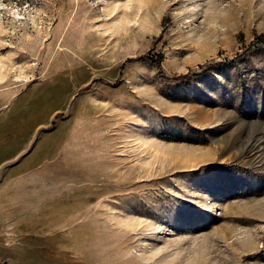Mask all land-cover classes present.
<instances>
[{"label": "rangeland", "instance_id": "1", "mask_svg": "<svg viewBox=\"0 0 264 264\" xmlns=\"http://www.w3.org/2000/svg\"><path fill=\"white\" fill-rule=\"evenodd\" d=\"M0 264H264V0H0Z\"/></svg>", "mask_w": 264, "mask_h": 264}, {"label": "trees", "instance_id": "2", "mask_svg": "<svg viewBox=\"0 0 264 264\" xmlns=\"http://www.w3.org/2000/svg\"><path fill=\"white\" fill-rule=\"evenodd\" d=\"M156 63H158V61H156ZM202 70H207V67L203 68ZM183 78H188V75H184Z\"/></svg>", "mask_w": 264, "mask_h": 264}]
</instances>
